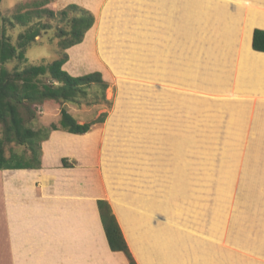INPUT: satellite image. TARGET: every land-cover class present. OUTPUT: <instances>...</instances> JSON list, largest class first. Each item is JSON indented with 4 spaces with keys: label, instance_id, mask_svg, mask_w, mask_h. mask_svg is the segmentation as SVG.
I'll use <instances>...</instances> for the list:
<instances>
[{
    "label": "rangeland",
    "instance_id": "1",
    "mask_svg": "<svg viewBox=\"0 0 264 264\" xmlns=\"http://www.w3.org/2000/svg\"><path fill=\"white\" fill-rule=\"evenodd\" d=\"M73 4L91 12L95 23L81 44L63 51L70 36L62 35L77 13L64 18L61 12ZM245 5L263 24L264 0L0 3V40L17 46L21 34L39 31L27 60L0 62V70L50 64L65 52L69 74L101 72L108 85L92 87L82 104L46 101L21 110L35 131L57 124L63 108L80 124L106 114L105 123L79 138L51 133L47 141L79 148L74 157L64 148L51 153L49 164L62 168L67 158L115 215L113 202L148 215L152 227L186 233L179 264H264V83L237 64L250 30ZM25 13L31 21L17 23L15 16ZM5 150L32 156L16 144ZM112 256L130 264L124 253Z\"/></svg>",
    "mask_w": 264,
    "mask_h": 264
},
{
    "label": "crops",
    "instance_id": "2",
    "mask_svg": "<svg viewBox=\"0 0 264 264\" xmlns=\"http://www.w3.org/2000/svg\"><path fill=\"white\" fill-rule=\"evenodd\" d=\"M242 8L247 13L246 28L264 30V23L255 20L256 9ZM250 30H245L237 64L246 74L253 71L255 82L264 83V53L253 50ZM261 88L264 90V84ZM62 148L74 157L79 147L49 140L43 143L41 169L0 171V264H117L102 228L99 189H87L86 176L80 170L49 164L51 153H61ZM102 241L107 253L102 251Z\"/></svg>",
    "mask_w": 264,
    "mask_h": 264
},
{
    "label": "trees",
    "instance_id": "3",
    "mask_svg": "<svg viewBox=\"0 0 264 264\" xmlns=\"http://www.w3.org/2000/svg\"><path fill=\"white\" fill-rule=\"evenodd\" d=\"M70 11L77 15L71 21V30L62 35L63 38L65 35L70 36L61 45L63 51L81 44L85 34L92 29L95 23V17L91 12L79 9L74 4L63 10L61 16L67 18ZM15 19L17 23L26 25L32 17L30 13H25L15 16ZM38 36L39 31L29 30L20 35L17 46L13 45L8 38L3 37L0 40V62L5 64L13 60L26 61V49L35 42ZM252 48L256 52L264 53V30L258 28L254 30ZM68 61L69 56L64 52L62 58L50 64L31 65L13 72L5 68L0 70V124L3 126V136L0 138V171L39 170L42 168V143L49 139L51 133L64 132L84 136L90 133L94 126L105 123L106 114H103L93 122L80 124L67 109L63 108L57 124L38 131L27 126L21 111L24 108L46 101L82 104L83 101H88L89 90L92 87L97 86L103 91L108 87L101 72L72 76L63 68ZM10 144L27 147L32 156L27 158L24 154L14 150H11V154L7 156L5 149ZM62 163L64 168H73L67 158L62 159ZM98 208L111 250L115 253H124L130 264H137L121 232L122 228L120 230L111 205L99 200ZM102 250L107 253L103 241Z\"/></svg>",
    "mask_w": 264,
    "mask_h": 264
},
{
    "label": "bare ground",
    "instance_id": "4",
    "mask_svg": "<svg viewBox=\"0 0 264 264\" xmlns=\"http://www.w3.org/2000/svg\"><path fill=\"white\" fill-rule=\"evenodd\" d=\"M242 47L244 48V45ZM113 206L126 238L142 264H157L155 260L163 261V264H179L181 256L177 252L178 244L180 245L179 242L183 237L185 239L186 233L182 237L179 231L169 227L171 225L163 224L160 227H152L148 215L137 213L134 210L132 213L127 210V207L124 208L117 202H113Z\"/></svg>",
    "mask_w": 264,
    "mask_h": 264
}]
</instances>
